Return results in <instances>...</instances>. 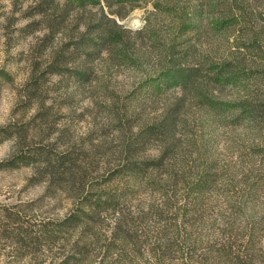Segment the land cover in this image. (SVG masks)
Returning a JSON list of instances; mask_svg holds the SVG:
<instances>
[{"label": "rangeland", "instance_id": "1", "mask_svg": "<svg viewBox=\"0 0 264 264\" xmlns=\"http://www.w3.org/2000/svg\"><path fill=\"white\" fill-rule=\"evenodd\" d=\"M35 1L0 0V126L73 164L48 186L33 166L1 165L15 141L1 132L0 264H264V0H90L45 41L43 22L22 29L39 19ZM101 11L123 40L74 52L75 15ZM225 64L231 81L208 78ZM172 67L188 83L143 92ZM106 195L89 222L63 221Z\"/></svg>", "mask_w": 264, "mask_h": 264}, {"label": "trees", "instance_id": "2", "mask_svg": "<svg viewBox=\"0 0 264 264\" xmlns=\"http://www.w3.org/2000/svg\"><path fill=\"white\" fill-rule=\"evenodd\" d=\"M89 1L90 0H63V4L60 6V3L55 0H36L34 7L40 15L39 19L36 22H28L22 27V29H33L36 27L34 24L43 22L45 30L41 40H49V38H51L60 27L65 26V19L70 12L71 6H78L82 12V9ZM117 1L122 2L133 0ZM132 7H135V5H132ZM110 14H114L119 17L124 16L118 10H111ZM81 26L82 28L80 29ZM73 29L77 30V35H71L70 33L69 36H71V43H67L68 47L72 46L74 52L77 51L79 53H83L85 56H91L92 51L108 47L111 48L112 45L121 42L124 38L123 32L117 25L114 17H109V15L104 11H101L97 16L89 14L85 18L81 17V13L77 12V15H75L73 19ZM63 58V54H56V56H54L49 63V71L59 73L62 68L61 63L64 62ZM225 66L226 64L223 66L219 65L211 67L208 72V78L215 82H223V80L226 79L231 81L230 78L233 76L228 74L229 69L225 68ZM83 75L84 74L81 73L79 76L83 77ZM191 76L192 72L185 68L172 67L169 70L164 71L158 77L143 82L141 84L143 85L141 88L144 93L149 94L151 92H155L156 90H162L171 84L184 85L188 83ZM174 116L175 110H173L165 120L163 119L161 123L157 125H149L143 128L135 136V147L139 145L143 146L152 138L162 135L166 129L173 124ZM1 132L4 133L2 138L12 137L15 140L13 141V149L9 154V158L5 159V162H2L1 165L11 164L14 166L19 163L33 166L32 169L34 171L32 178L44 177L47 180L46 182L48 186L52 184L56 189L61 187L60 182L62 183L63 175L66 173L68 168H71V164H73L70 159L52 157L48 147H42L38 144L36 146H32V141L27 139V133H23L18 129H12L10 125L0 126V134H2ZM163 155L164 152L161 151L158 159L152 160L151 163H135V165L130 168L135 174L140 170H144L145 167H149L150 164L158 167L162 164ZM55 183L58 185H55ZM79 188L75 190L79 191ZM113 202L114 196L112 195H106L105 197L95 196L93 198L85 197V201L78 203L79 205L76 211L67 216L63 221L71 220L87 223L92 220L93 213H96L99 209H103L108 205H112ZM115 224V227H118V222ZM18 234H21V232H18ZM47 234H53V232L48 230Z\"/></svg>", "mask_w": 264, "mask_h": 264}]
</instances>
